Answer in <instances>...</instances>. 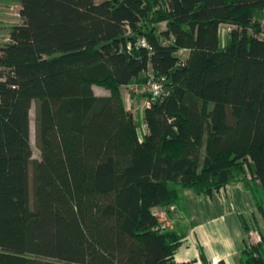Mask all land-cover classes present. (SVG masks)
Returning <instances> with one entry per match:
<instances>
[{
	"label": "trees",
	"instance_id": "obj_1",
	"mask_svg": "<svg viewBox=\"0 0 264 264\" xmlns=\"http://www.w3.org/2000/svg\"><path fill=\"white\" fill-rule=\"evenodd\" d=\"M19 3L0 46V264H185L154 207L241 178L263 209L264 0ZM150 75L167 93L140 138L122 86ZM241 260L264 264V237Z\"/></svg>",
	"mask_w": 264,
	"mask_h": 264
},
{
	"label": "crops",
	"instance_id": "obj_2",
	"mask_svg": "<svg viewBox=\"0 0 264 264\" xmlns=\"http://www.w3.org/2000/svg\"><path fill=\"white\" fill-rule=\"evenodd\" d=\"M11 3L17 4L19 0H0V45L6 42L11 26L20 22V16L11 12ZM259 20L264 25V10ZM164 27L165 22L160 28ZM229 29L227 23L219 25L220 47L227 44ZM183 51L184 55L180 56L185 58L188 50L181 49L179 54ZM103 88L100 94L107 95L109 90ZM93 89L95 91L94 86ZM177 206L180 215L174 228L182 234V240L174 252L176 262L218 264L223 260L226 264H242L244 246L264 237V204L259 210L241 178L212 189L210 193L185 187Z\"/></svg>",
	"mask_w": 264,
	"mask_h": 264
},
{
	"label": "built area",
	"instance_id": "obj_3",
	"mask_svg": "<svg viewBox=\"0 0 264 264\" xmlns=\"http://www.w3.org/2000/svg\"><path fill=\"white\" fill-rule=\"evenodd\" d=\"M20 3H17L13 6H11L12 14L19 15L20 10ZM261 35H264V28L261 31ZM7 40L9 37L6 38ZM138 43L142 45H147V42L144 37H140L137 41ZM1 46V45H0ZM1 54V50H0ZM3 66L0 65V69H2ZM5 77L0 74V79H4ZM164 77H161L160 79L153 78L152 75H150L147 79V81L142 84L141 86L133 87L135 91H144L147 93V95L144 97V106H148L157 98L162 97L164 94L167 93V89L163 85ZM1 99V98H0ZM152 215L157 220V225L160 228H171L173 226V223L175 219L179 216V210L176 206V204L170 203L167 206H156L152 210Z\"/></svg>",
	"mask_w": 264,
	"mask_h": 264
},
{
	"label": "rangeland",
	"instance_id": "obj_4",
	"mask_svg": "<svg viewBox=\"0 0 264 264\" xmlns=\"http://www.w3.org/2000/svg\"><path fill=\"white\" fill-rule=\"evenodd\" d=\"M15 5V3H11ZM159 27L164 26V21L160 22L158 24ZM7 41V39H6ZM180 55H184V51L180 52ZM95 88V92L97 94H100L103 92L104 89L102 86L99 85H93ZM133 87H135L134 83H131L129 85H125L122 87V95L124 97L125 105L126 108L129 109L136 121L137 124V129L140 138H142L143 134L148 131L147 125L145 123V120L143 118V108L144 106V95L140 92H135L133 90ZM35 125H36V117H35V103L33 102L31 107H30V143L32 147V158H37L39 157V147L36 142V133H35ZM29 184H30V193H31V184H32V179H31V169L29 171ZM180 215V213H179ZM179 218V216L177 217ZM176 220V219H175ZM175 226V221L173 223V226L171 228H174ZM257 242V241H256ZM254 243V242H250Z\"/></svg>",
	"mask_w": 264,
	"mask_h": 264
}]
</instances>
